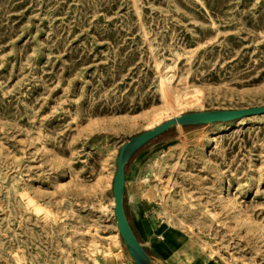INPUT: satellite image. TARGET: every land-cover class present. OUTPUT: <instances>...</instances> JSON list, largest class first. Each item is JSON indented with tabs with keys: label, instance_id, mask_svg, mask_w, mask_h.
<instances>
[{
	"label": "rangeland",
	"instance_id": "1",
	"mask_svg": "<svg viewBox=\"0 0 264 264\" xmlns=\"http://www.w3.org/2000/svg\"><path fill=\"white\" fill-rule=\"evenodd\" d=\"M260 105L264 0H0V264H136L121 147L174 113ZM241 119L130 159L154 264H264V114Z\"/></svg>",
	"mask_w": 264,
	"mask_h": 264
},
{
	"label": "water",
	"instance_id": "2",
	"mask_svg": "<svg viewBox=\"0 0 264 264\" xmlns=\"http://www.w3.org/2000/svg\"><path fill=\"white\" fill-rule=\"evenodd\" d=\"M264 114V105L239 109H215L183 113L131 137L120 149L114 182L115 215L119 232L136 264H154V259L136 235L125 209L126 166L130 159L152 140L177 126L228 122Z\"/></svg>",
	"mask_w": 264,
	"mask_h": 264
},
{
	"label": "bare ground",
	"instance_id": "3",
	"mask_svg": "<svg viewBox=\"0 0 264 264\" xmlns=\"http://www.w3.org/2000/svg\"><path fill=\"white\" fill-rule=\"evenodd\" d=\"M163 83V82H162ZM168 91L169 90H167V92L166 91H164V93H162V94H164L163 95V97H165V102H166V104H167V106H169V105H171L172 104V100L170 99L171 97H169V95L168 96H165V94L167 95V93H168ZM168 94H171V93H168ZM174 101V100H173ZM180 103V102H179ZM176 112V111H175ZM178 112H180V110L178 111ZM182 113H174V115H171V116H173V117H175V116H178V115H181ZM172 118V117H171ZM166 119H169V118H166ZM158 120V119H157ZM243 120L244 119H240L239 120V122L241 123V122H243ZM152 123V122H151ZM150 123V124H151ZM157 124H159V123H157ZM156 124V125H157ZM156 125H153L151 128H153L154 126H156ZM178 127V126H177ZM179 127H180V129H181V131L183 132V134H185V135H187L188 133H189V131H184L183 129H182V126H180L179 125ZM198 144V143H197ZM200 145V144H199ZM201 146V145H200ZM199 146V147H200ZM204 150V149H203ZM159 177V176H158ZM161 178V177H160ZM163 183V182H162ZM162 183H160V184H162ZM169 183V182H168ZM162 186V185H161ZM170 186V185H169ZM167 187H168V185H167ZM157 188V187H156ZM170 191V190H169ZM222 191V190H221ZM154 194V193H153ZM166 195V194H165ZM154 197V196H153ZM161 198V197H160ZM162 198H163V196H162ZM165 199V198H164ZM162 200V199H161ZM114 202H115V197H114ZM227 202H229V200H227ZM166 203V202H165Z\"/></svg>",
	"mask_w": 264,
	"mask_h": 264
}]
</instances>
